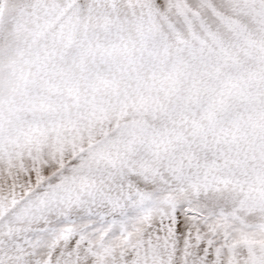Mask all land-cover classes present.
<instances>
[{"label":"snow or ice","instance_id":"obj_1","mask_svg":"<svg viewBox=\"0 0 264 264\" xmlns=\"http://www.w3.org/2000/svg\"><path fill=\"white\" fill-rule=\"evenodd\" d=\"M0 264H264V0H0Z\"/></svg>","mask_w":264,"mask_h":264}]
</instances>
